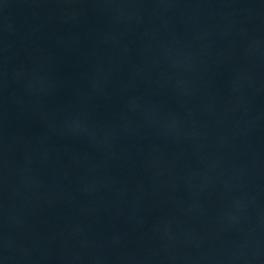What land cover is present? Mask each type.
I'll return each mask as SVG.
<instances>
[{"label": "water", "instance_id": "water-1", "mask_svg": "<svg viewBox=\"0 0 264 264\" xmlns=\"http://www.w3.org/2000/svg\"><path fill=\"white\" fill-rule=\"evenodd\" d=\"M264 64V0H0V205Z\"/></svg>", "mask_w": 264, "mask_h": 264}]
</instances>
